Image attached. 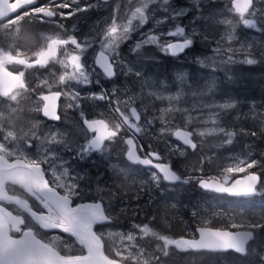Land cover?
Wrapping results in <instances>:
<instances>
[{"label": "snow or ice", "instance_id": "snow-or-ice-1", "mask_svg": "<svg viewBox=\"0 0 264 264\" xmlns=\"http://www.w3.org/2000/svg\"><path fill=\"white\" fill-rule=\"evenodd\" d=\"M13 0H5V4ZM156 0H139V5L131 10L130 15L120 22L115 11L106 22V26L98 30L95 37L83 40L75 34H56L46 37L48 43L42 50L34 53V59L21 58V53L11 50L0 49V97L8 101L18 103V97L34 91H40L35 111L43 112L44 117L53 120H60L57 115L56 101L62 96L69 102L67 108H77L82 119L86 135L84 143H77L75 147L64 145L66 150H71L77 159L84 161L93 154L107 155L108 146L115 143H122L127 148V159L155 171L150 172L152 182L159 186L162 181L171 183L189 184L193 181L200 188L220 194H228L235 197H252L262 194L257 186L264 189V160L252 158L249 152L247 157L234 158V166L224 168L228 175L224 177L223 183L214 177L203 178L189 176L182 178L172 165L165 161V157L155 149L145 152L144 156L138 155L143 151V146L133 136L127 138L123 135L127 131L141 133V113L136 107L129 109L127 101H121L116 93L118 89L113 88L106 91L102 88L92 91V88L100 86L104 80L112 81L119 74H134L143 79L140 71L132 67H125L122 61L120 47L122 43L130 38V34L136 30L134 21L138 26H143L150 13V5ZM132 4V0H129ZM163 5H168L169 0H162ZM97 5L88 0H26L13 12L7 7L0 5V16L14 18L20 16L27 18L29 23L55 24L59 30H64L62 22L66 19L77 17L79 14L91 11ZM165 8V12H166ZM229 12L235 13L238 17L237 23L249 29H258V25H264V0H231ZM187 15L185 10L174 11L171 15H164L156 19L155 24L159 29L157 32L144 34L142 39L135 44L132 51L139 53L145 45L155 46L160 52L172 57H179L193 47L198 33L195 29L186 32L184 26L179 24L171 28L162 27L170 21L178 20ZM228 25L231 20L226 21ZM205 41L207 37H201ZM226 39L227 43L221 46V41ZM217 41V47L213 50L214 57H220L219 62L215 59L197 58L196 63L213 70L224 71L228 76L230 67L237 64L255 65L259 63L251 58V52H245L243 59H237L245 45L236 49L232 45L239 43V36L230 34L226 38L221 37ZM94 44H98L99 50L92 56L91 63L88 62L87 54ZM251 46L249 45V48ZM50 62L59 64L63 69L62 73L52 82L49 79H41L35 89H31L25 81V71L9 70V65L23 66L25 69L45 68ZM186 74H178V79L184 80ZM147 83V81H145ZM209 94L216 90V80L210 82ZM83 87L88 91L84 95L80 90ZM43 89H47L44 94ZM104 101L111 107L109 112L114 114L112 119L88 118L81 101ZM115 100V103L113 101ZM125 105L122 110L119 104ZM42 105V107H41ZM237 102L233 99L212 102L204 105L209 109L208 119L204 120L203 130L188 128L192 123L191 119L182 127H173L169 119H165L166 113L173 111L180 112L179 108L161 109V128L159 129L161 139H164L166 150L169 155H186V149L196 151L198 144L194 142L195 137H209L223 135L225 144H232L234 138L239 135H250L256 137V131L240 132L227 130L222 126V118L229 111L236 108ZM15 111V109H13ZM118 117V120L116 119ZM2 118V116H0ZM153 123V120L144 118V127ZM39 124L35 123L31 133L18 139L14 132L6 131L0 142V264H160V257L142 259L145 256L143 248L137 249L134 243L137 239L132 233L118 234L121 241L127 240V246H113L109 249L115 257L106 254L104 234L94 230L96 225H102L112 220L108 214L103 201L83 202L87 197L85 189L81 188L80 181L83 179L77 173L71 174V165L59 154L55 145L63 144L62 137L58 139L57 133H49L41 141V147L46 150L32 155L21 147L27 143L31 147V140L40 141L36 129ZM175 137L181 143H169L166 137ZM15 142V147L10 146ZM107 142V143H106ZM264 157V153L261 154ZM47 165V167H44ZM259 169V171L254 170ZM203 172V167H199ZM121 172L123 170H120ZM238 173H245L242 178L233 179L230 186L228 180ZM99 191V190H98ZM81 201V202H76ZM11 206V207H9ZM264 219V218H262ZM142 236L155 237L163 241V248L160 249L163 256L169 255L168 246L174 245L176 249L183 251L202 250L207 252H227L229 250L239 254H248V244L254 239V233L250 230L226 231L201 227L198 229L199 239H172L168 236L159 235L149 228L148 225H136ZM233 229H260L264 230V222H251L248 224L232 223ZM58 229L60 232L74 238L79 245V254H73L74 249L66 246L64 254L57 247L56 241L59 237L53 236L45 239L40 230ZM159 247V246H158ZM126 253V254H125Z\"/></svg>", "mask_w": 264, "mask_h": 264}, {"label": "rangeland", "instance_id": "rangeland-1", "mask_svg": "<svg viewBox=\"0 0 264 264\" xmlns=\"http://www.w3.org/2000/svg\"><path fill=\"white\" fill-rule=\"evenodd\" d=\"M209 1L212 3L216 1L213 7L214 9L212 8L210 10V5L208 4ZM226 1L230 0H203L201 9L196 11V13H192V18H186L184 24L191 29L188 30V32L193 31V29L196 30L198 33L196 38L197 43H202L206 50L214 52L213 50L217 47V41H221V37L226 38L230 34H235L239 36L240 42L235 43L232 46L236 49H240L241 43L245 45V48L237 54L236 58L243 59L245 52H251V58H255L260 61L255 65L237 64L231 66L230 71L228 72V76H231V79L226 77L224 71L213 70L211 67H205L197 64L196 62L193 63V61L190 60L174 61L172 59H168L167 57L160 55L155 46H151L150 48L149 45H145L142 49H140L139 53L133 52V47L142 39L144 34L155 32V29L149 22H146L143 26H138V22L134 21V27H136V30L130 34V37L133 35L134 38L130 39L129 44H127L128 41H126L120 48L121 58L122 61L125 62V67H132L134 70L140 71L143 74V79L136 77L134 74H119V86L121 87H119L116 96L121 101H127L128 105H137L143 118L147 117L148 119L153 120V123L147 127H144L143 121L142 128L146 133H148V136L145 137L149 139L151 145H154L156 149H160L166 156L169 154L167 153L164 139H161L159 132V129L162 126L161 109L169 107L173 109H181L180 112L173 111L165 114L164 118L170 120L173 130L175 127H182L185 125L189 119H191L192 123L188 125V128L203 130L205 127L210 126L203 123L204 120L208 119L210 111L205 108L204 105L214 101L220 102L223 100L233 99L237 102V106L234 109H237V112L240 110L242 114L239 112L237 114L236 112H233L232 109L231 116L224 117L225 119L222 120V126H224L227 130L235 127L237 131L238 129L240 130L241 127L245 130V128L249 125L254 126L259 131H263L264 129V114L258 113L256 115L254 113L255 109L251 110L250 108L240 107L239 105L245 104L244 101L247 100L250 107L254 106L255 108H259L264 106L261 100H256V103L254 102V97L259 99L264 98V30L249 29L244 27L242 24H238V17L228 11L225 6ZM186 2L187 0H178V6H185ZM174 11L179 10H172L171 14ZM154 13V10L151 9L149 13L150 22L155 21ZM182 18L183 16L178 20H173V22L178 23ZM228 20L232 21L231 25L226 23ZM260 28H264V25H258V29ZM185 29L188 28L185 27ZM201 37H207V40L205 41ZM226 43V39L221 41V46L224 47ZM249 45L251 46L250 48ZM124 46L128 51H122ZM196 47H198L197 44ZM153 53H155V55H153ZM196 57L201 59L209 58V60L215 59L217 62L220 60V57H214V54L206 57L196 53L195 58ZM251 66L259 67L252 69ZM181 73L186 74L183 81L178 79V74ZM213 78H215L217 86L214 94H209L208 89L211 87L210 82ZM145 81H147V83ZM123 106V103L119 104L121 109ZM13 109L15 108L12 106H6V111L8 113L5 114L0 106V116H2V118H0V142H2L3 135L6 131H12L15 133V127L18 130L19 136L16 133L15 135L18 139H20L26 134H29L33 125L37 123L34 119L24 117L23 115L16 113V109L15 111H13ZM238 119L242 122L238 123ZM3 123H8L11 128L4 130ZM36 130H41L44 133L43 137L40 136V141L34 139L29 141V143H31V147H28L27 143L21 144L23 150L30 154L43 152L46 150V147H48H41V141H43L44 137H47L49 133L44 131V128L41 127L40 124L39 128ZM77 130L79 129L74 128L72 134L67 131V129L54 132L58 134V139L61 137L63 139L64 143L55 145V147L58 150V154L71 165V174L73 176L80 173V165L76 163V161L73 162V152L71 150H66L64 145L66 144L72 147L73 141L80 134ZM217 136L218 135L197 137L196 140L199 144L198 153L188 155V163L198 167L202 166L203 172L210 173L211 170L216 171L220 169L221 171V168L224 169L228 166H234L236 163L234 158L238 157L243 159L247 157L249 152L252 153V158H254V152L250 147H248L249 145L239 143L234 147L231 146V144H227L226 146L224 142L221 143L214 140ZM206 138L211 140L206 141ZM166 139L169 143H173L171 136L166 137ZM10 146L15 147V142H13ZM262 150V153H264V147ZM261 154H259V158L264 160V157H262ZM197 168L195 169L197 170ZM201 173V171L198 173V177L207 178L211 176H205ZM224 173V176L228 175L226 172ZM244 174L245 173H238L234 177ZM262 179H264V176ZM117 183L121 191L130 193V187L133 186L136 181L117 178ZM114 184H116V182H114ZM81 188L83 189L82 186ZM258 191L262 193L261 196L263 197L264 189H261L259 186ZM124 197L127 196L124 194ZM161 200H167V198H162ZM260 200L262 199L260 198ZM203 202L204 207L200 208V211L197 209V212H202L205 217L210 218V216H212L211 212L213 211V205L216 204L212 200ZM251 208L252 206H250L247 210L243 209L239 211L237 208L228 205L224 209L228 210L229 213L219 212L217 220H221V218L225 222H234L233 220H238L242 224L254 222L256 219H253L251 216L249 211ZM171 211V214L173 215L178 216L180 214L178 210ZM121 226L124 227V225ZM124 229L125 228H108V234L105 237L107 245L110 247L121 245L127 246L131 243L127 240L121 241L118 234H136L127 229V227V231H124ZM134 243L136 244L137 249L143 248L145 256H143L142 259L160 257V264H264L261 261L264 260V237H260V239H258V245L250 251L245 260L238 262L231 256H222L219 257L220 263H212L210 262V259L205 261L206 257L201 255L182 256L185 260V263H183L180 260L181 256H176L172 250L169 252L167 257L163 256V253L160 250L162 247L159 246V244H151L149 246L145 243L144 246L139 244L138 239H136ZM146 247H149V250H147ZM152 264H156L155 259L152 260Z\"/></svg>", "mask_w": 264, "mask_h": 264}, {"label": "flooded vegetation", "instance_id": "flooded-vegetation-1", "mask_svg": "<svg viewBox=\"0 0 264 264\" xmlns=\"http://www.w3.org/2000/svg\"><path fill=\"white\" fill-rule=\"evenodd\" d=\"M18 1L24 4L26 3V0H13L12 3ZM88 2L97 5V7L93 8L91 11L87 13L79 14L76 17L77 25L74 28V32L78 34V38L82 40L84 38L91 39L95 37L98 30L103 29L106 26V22L110 21V18L112 17L114 11L116 13V16L118 17L119 15H123L124 11L129 6L128 0H88ZM186 4H187L186 10L187 12H189V6L196 5V0H187ZM194 13H196V11ZM188 18H191V15ZM62 22L64 23V21ZM65 26H66L65 28H67V25ZM70 31L71 29H69L68 27V30L65 31V33L68 34ZM58 33L61 35H65L64 30L57 29L55 24L29 23L27 18H22L20 16L11 19L8 18L5 21L0 22V49H4L6 51L11 50L14 53L16 51H19L21 53V58L32 60L34 59V53L36 51L42 50L43 47H46L48 43L46 37L54 36ZM98 50H99L98 48L94 50L92 49L89 50L87 54L88 61ZM123 50L128 51L127 49H125V46ZM53 65L54 62H50L49 65L45 68L25 69L23 66H13V65H9L8 67L9 70L25 71L26 84L29 85L31 89H35L41 79H49V81L52 82L55 74L57 75L61 74L60 70L53 68ZM101 86L102 85H100V87ZM96 88H92V89H96ZM43 92L47 93V89H43ZM18 111H21V109H19ZM108 114H110V112H108ZM44 122L46 125L50 124L47 121ZM140 153L143 156L145 154L144 151H140ZM174 164L175 161L171 163L173 170L178 172L179 169H176ZM141 171L144 175L150 174L148 171H144L142 169ZM174 187L167 186L165 183L161 182L160 189L162 193L160 198L161 199L167 198V200L164 201H169V202H174V200H177L176 198L178 196H176L175 193L176 188ZM85 191L87 192V195L90 194V191L88 189H85ZM85 200H96V198L92 196H87ZM111 200H118V198L114 197L111 198ZM191 200H196V197H191ZM40 231H41V235H43L45 239H50L53 236L60 238V235L52 233L51 231L48 230H40ZM58 244L59 241L57 240L56 245Z\"/></svg>", "mask_w": 264, "mask_h": 264}, {"label": "trees", "instance_id": "trees-1", "mask_svg": "<svg viewBox=\"0 0 264 264\" xmlns=\"http://www.w3.org/2000/svg\"><path fill=\"white\" fill-rule=\"evenodd\" d=\"M256 100L258 101L261 100V102H263L264 104V98L259 99V98L254 97L255 103H256ZM245 108H247V104H245ZM251 108L255 109L256 112L254 111V113L256 115L258 113L264 114V106L259 107L260 109L255 108L254 106ZM233 112H236L237 114L238 112L241 113V111L237 112V109H234ZM241 122L242 121L238 119V123H241ZM232 131H236L238 133L240 132V131H237L235 127L232 128ZM245 131H256L258 135L256 137H253L250 135H239L238 134L234 138V141L231 145L235 146L239 143L246 142L250 146H252L255 152V157H257L259 152H262V149L264 146V129L263 131H259L254 126L249 125L248 127L245 128ZM260 205L262 209L259 208L258 212H261V213H260V216H257L258 218H257V221L255 222H264V219H262L264 218V201H261ZM161 207H163V205L161 206L159 204L151 203L147 201L143 203H138V202H134L131 200L127 203V209L129 210V215L131 216V218H134L133 211L135 212V214L145 213L147 216H149L152 219L151 223H149V226L151 225V228L155 232H157L159 235H162V236L184 235L185 233H184L183 227L185 225H197L199 227H213V228L222 227L228 230H237L231 227V224L234 223L231 221L225 222L222 219L221 220H217V219L207 220V219L202 218V216H198V218H195L193 221L192 220L190 221L189 219H187L186 213H180L177 216V215L171 214L172 212L171 208L165 207L163 208V210H161ZM180 209L183 211L185 210V206L183 203L181 204ZM181 210L180 212H183ZM134 222H136L135 219L131 220V223H134ZM131 226L135 227L134 224H132ZM159 227L161 228L160 230H159ZM241 229H245V228H241ZM251 230H254L259 236V238L264 237V230H260V229H251ZM152 239H156V238L152 237Z\"/></svg>", "mask_w": 264, "mask_h": 264}, {"label": "water", "instance_id": "water-1", "mask_svg": "<svg viewBox=\"0 0 264 264\" xmlns=\"http://www.w3.org/2000/svg\"><path fill=\"white\" fill-rule=\"evenodd\" d=\"M175 138V137H174ZM180 142V141H179ZM181 143V142H180ZM132 162V161H131ZM134 163V162H133ZM203 190H205V189H203ZM205 191H208V190H205ZM212 192V191H211ZM198 236H200V233H199V231H198ZM199 239V238H198ZM252 241V240H251ZM250 241V242H251ZM229 251H231V250H229ZM229 251H227V252H229ZM231 252H234V251H231ZM216 253H226V252H216ZM235 253V252H234ZM236 254H238V255H244V254H239V253H236Z\"/></svg>", "mask_w": 264, "mask_h": 264}, {"label": "bare ground", "instance_id": "bare-ground-1", "mask_svg": "<svg viewBox=\"0 0 264 264\" xmlns=\"http://www.w3.org/2000/svg\"><path fill=\"white\" fill-rule=\"evenodd\" d=\"M185 1V0H184ZM183 2V1H182ZM187 4H185V6H186ZM214 9V8H213ZM216 9V8H215ZM220 9V8H219ZM217 10V9H216ZM223 10V9H222ZM215 14V13H214ZM196 16H198V15H196ZM214 16V15H213ZM188 18V17H187ZM192 18V17H191ZM197 23V22H196ZM21 39V38H20ZM14 44V43H13ZM93 54V53H92ZM147 58V57H146ZM156 59V58H155ZM263 79V78H262ZM224 214V213H223ZM221 218V217H220ZM224 218V217H223ZM222 219V218H221Z\"/></svg>", "mask_w": 264, "mask_h": 264}]
</instances>
